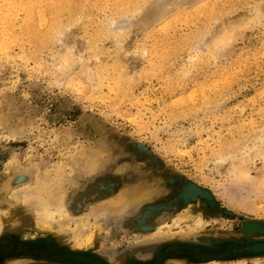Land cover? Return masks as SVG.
Wrapping results in <instances>:
<instances>
[{"label":"rangeland","instance_id":"374dc122","mask_svg":"<svg viewBox=\"0 0 264 264\" xmlns=\"http://www.w3.org/2000/svg\"><path fill=\"white\" fill-rule=\"evenodd\" d=\"M261 241L264 0H0V264Z\"/></svg>","mask_w":264,"mask_h":264},{"label":"water","instance_id":"95a60500","mask_svg":"<svg viewBox=\"0 0 264 264\" xmlns=\"http://www.w3.org/2000/svg\"><path fill=\"white\" fill-rule=\"evenodd\" d=\"M233 251L237 252V251H245L247 253H258V252H264V241H261V242H254V243H251V244H247L243 247H236L233 249ZM221 255H224V254H218V256H221ZM208 257H211V255H207ZM70 258H74L78 261H90L92 263H95L97 264L96 261L92 260L91 258H84L80 255L78 256H69Z\"/></svg>","mask_w":264,"mask_h":264},{"label":"flooded vegetation","instance_id":"af4514ba","mask_svg":"<svg viewBox=\"0 0 264 264\" xmlns=\"http://www.w3.org/2000/svg\"><path fill=\"white\" fill-rule=\"evenodd\" d=\"M31 250V249H30ZM32 250L34 251V252H41V253H49L50 255H54V256H56V257H60V255H62V256H64L66 259H68V257L69 256H71V255H69L68 253H64V252H61V253H55V252H52V250H50L49 251V248H47V247H45V250H43V249H33L32 248ZM18 251V250H17ZM20 251V250H19ZM72 256H78V255H72ZM80 256H82V255H80ZM82 257H84V258H88V257H86V256H82ZM70 258V257H69ZM92 259V258H91ZM73 260H76V259H74L73 258ZM93 260V259H92ZM78 261V260H77ZM84 262H86V261H84Z\"/></svg>","mask_w":264,"mask_h":264}]
</instances>
